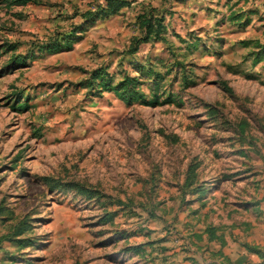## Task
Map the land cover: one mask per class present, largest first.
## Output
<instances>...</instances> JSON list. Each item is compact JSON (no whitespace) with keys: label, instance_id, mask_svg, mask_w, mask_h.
<instances>
[{"label":"rangeland","instance_id":"rangeland-1","mask_svg":"<svg viewBox=\"0 0 264 264\" xmlns=\"http://www.w3.org/2000/svg\"><path fill=\"white\" fill-rule=\"evenodd\" d=\"M109 4L0 0V264H203L264 227V8Z\"/></svg>","mask_w":264,"mask_h":264},{"label":"crops","instance_id":"crops-1","mask_svg":"<svg viewBox=\"0 0 264 264\" xmlns=\"http://www.w3.org/2000/svg\"><path fill=\"white\" fill-rule=\"evenodd\" d=\"M250 2L264 8V0H250ZM257 230L255 235L251 232L242 237L234 235L232 240H228L225 236L224 245L221 244V240L217 244L213 241V244L206 245L201 253L204 255L203 264H264V227ZM243 243L258 248L260 252L249 251Z\"/></svg>","mask_w":264,"mask_h":264},{"label":"trees","instance_id":"trees-1","mask_svg":"<svg viewBox=\"0 0 264 264\" xmlns=\"http://www.w3.org/2000/svg\"><path fill=\"white\" fill-rule=\"evenodd\" d=\"M127 4V1H123V0H110V4H109V9L113 12H117L119 9H121L124 5ZM104 10V9H102ZM84 22L79 26L80 31L83 32L84 30H86V27L89 26L90 24L94 23L97 20V17L99 15H94L93 17L91 16V11H87L84 15ZM75 32V31H74ZM71 33L70 35H68V37H64V40L68 41V44H72L73 41H76L79 37V35H76V33ZM54 47L58 46L56 48V50L62 46V42L57 43V45H53ZM52 47V46H51Z\"/></svg>","mask_w":264,"mask_h":264}]
</instances>
